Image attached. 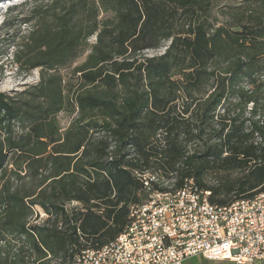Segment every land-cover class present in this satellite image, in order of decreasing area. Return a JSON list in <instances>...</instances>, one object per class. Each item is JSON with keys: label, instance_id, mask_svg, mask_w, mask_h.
I'll return each instance as SVG.
<instances>
[{"label": "trees", "instance_id": "obj_1", "mask_svg": "<svg viewBox=\"0 0 264 264\" xmlns=\"http://www.w3.org/2000/svg\"><path fill=\"white\" fill-rule=\"evenodd\" d=\"M216 1L40 12L17 62L41 79L0 91V264H76L115 240L148 197L143 173L165 191L193 179L219 205L264 191V0L220 15Z\"/></svg>", "mask_w": 264, "mask_h": 264}, {"label": "built area", "instance_id": "obj_2", "mask_svg": "<svg viewBox=\"0 0 264 264\" xmlns=\"http://www.w3.org/2000/svg\"><path fill=\"white\" fill-rule=\"evenodd\" d=\"M138 203V222L118 245L91 253L88 264H184L195 255L235 264L264 263V202L239 209L208 205L193 181L182 200L155 195ZM79 258V257H78Z\"/></svg>", "mask_w": 264, "mask_h": 264}, {"label": "rangeland", "instance_id": "obj_3", "mask_svg": "<svg viewBox=\"0 0 264 264\" xmlns=\"http://www.w3.org/2000/svg\"><path fill=\"white\" fill-rule=\"evenodd\" d=\"M51 2L52 0H0V91L15 95L37 84L41 79L42 71L39 68L27 71L17 62V54L21 53L25 42L29 41L28 38L37 24L40 12L49 8ZM232 2L235 1L217 0L214 12L220 15L219 8L224 3ZM164 50L165 47H162L159 50L146 51L145 54H160ZM62 74L65 81L69 80L71 69L62 70ZM59 119L62 126L66 127L72 117L62 112ZM163 181L168 185L174 180ZM40 212L41 217H46L42 210Z\"/></svg>", "mask_w": 264, "mask_h": 264}, {"label": "bare ground", "instance_id": "obj_4", "mask_svg": "<svg viewBox=\"0 0 264 264\" xmlns=\"http://www.w3.org/2000/svg\"><path fill=\"white\" fill-rule=\"evenodd\" d=\"M141 179L143 181V184H147L148 187H150L151 191L155 192V195H160L163 197L173 196V200H182V196L187 195V188L190 186V183H192L193 181V190L200 192L201 195H203V198L206 199V201L208 202V205L221 208V209H239L241 207V204H247L248 201L254 204H262V202H264V191H263L259 193L258 195H256L255 197L250 198V199L236 200L228 205H219V204L211 202L210 193L207 190H203L200 187H198V185L195 183L193 179H186L183 185L181 186V188L177 190H169V191L159 190V189L154 188L153 182H156L158 180L156 175H153L151 173H145V174L143 173L141 175ZM137 210H138V203L132 205L131 211H130L131 214H130L129 224L126 227L125 231L121 233L115 240L102 246L101 248L87 249V251L95 250V252H105L109 250L110 245H118V243H120V241L122 240V237L125 236V232L129 230H133V227H135V222H138V214H135V211ZM88 262H91V253L82 252L79 258L77 259L76 264H88Z\"/></svg>", "mask_w": 264, "mask_h": 264}, {"label": "crops", "instance_id": "obj_5", "mask_svg": "<svg viewBox=\"0 0 264 264\" xmlns=\"http://www.w3.org/2000/svg\"><path fill=\"white\" fill-rule=\"evenodd\" d=\"M184 264H235V263L229 260H210L202 255H195L189 258ZM256 264H264V263L258 262Z\"/></svg>", "mask_w": 264, "mask_h": 264}]
</instances>
